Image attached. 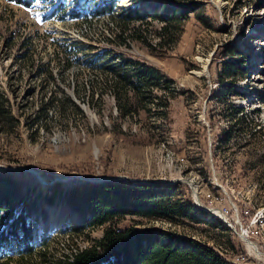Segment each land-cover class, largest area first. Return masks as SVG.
<instances>
[{"label": "rangeland", "instance_id": "374dc122", "mask_svg": "<svg viewBox=\"0 0 264 264\" xmlns=\"http://www.w3.org/2000/svg\"><path fill=\"white\" fill-rule=\"evenodd\" d=\"M84 1L0 0V168L34 179H25L24 188L36 200L35 238L45 233L47 251L60 257L103 231L80 226L76 232L79 215L58 198L40 204L55 183L42 179L66 185L87 181L63 180L73 175L181 178L264 256V0H127L128 16L94 14ZM110 1L127 2L100 3ZM22 40L30 42L28 54L19 48ZM119 55L156 67L167 85L153 90L147 109L137 104L124 116L105 84ZM156 96L169 103L168 114L155 105ZM131 101L136 105L134 96ZM233 123L239 132L218 136ZM128 225L224 245L221 232L203 223L138 217L120 223ZM225 226L238 243L222 254L236 264H264Z\"/></svg>", "mask_w": 264, "mask_h": 264}, {"label": "trees", "instance_id": "16d2710c", "mask_svg": "<svg viewBox=\"0 0 264 264\" xmlns=\"http://www.w3.org/2000/svg\"><path fill=\"white\" fill-rule=\"evenodd\" d=\"M113 6V1L102 2L96 6L94 14L110 12ZM172 14L175 17L177 11ZM123 18L126 17L120 19ZM19 48L28 54L29 40H22ZM27 54L24 52L21 57L34 66ZM105 55L103 52L99 56ZM119 57L120 60L108 66L105 84L116 98L117 111L124 116L137 111V104L147 109L153 90L167 85L161 83L163 77L156 67L122 55ZM48 75L51 77L50 72ZM131 96L135 97L136 105ZM155 98V105L166 106L168 114L169 103ZM2 103L0 100V111ZM73 105L78 109L75 103ZM42 110L47 116L46 106ZM235 112H242V109ZM232 130L235 134L240 129L233 123L221 128L218 136L227 138ZM25 179L34 181L28 173L0 168V264H236L233 256L227 258L222 253L227 249L233 252L238 242L233 241V235H229L219 219L194 205L185 184L150 185L123 180H72L66 185L57 181L48 193L40 196V204L51 205L58 198L66 208L77 213L80 222L73 228L76 232L80 226L103 228L101 236L91 239L83 248L53 257L46 247L48 236L44 233L35 238L31 217L36 200L28 193L29 189L24 188ZM127 217L161 220L173 225L185 221L207 224L221 232L224 245H209L190 235L154 227L137 230L129 225L120 226Z\"/></svg>", "mask_w": 264, "mask_h": 264}, {"label": "water", "instance_id": "95a60500", "mask_svg": "<svg viewBox=\"0 0 264 264\" xmlns=\"http://www.w3.org/2000/svg\"><path fill=\"white\" fill-rule=\"evenodd\" d=\"M16 170L18 169H22V170H26V171H29L30 173H32L33 175H35L37 178H39V174H36L34 170L30 169V168H15ZM73 178H79V179H85L87 181H93V182H96V181H99V180H91L90 178H83L81 176H67V177H64L63 180H68V179H73ZM96 179V178H94ZM118 178L116 177H106L105 179L103 180H117ZM120 180H123V181H128V182H131V183H142V184H150V185H154V184H173L174 182H185L189 188H191V190L193 191V193L197 196V193H196V190L194 189V187L192 186V184L190 183V179H185V181L181 178H176V179H173V180H165V179H162L161 181H148V180H140V179H130L128 177H125V178H119ZM61 180V179H60ZM56 181H59L58 179H55L54 181L52 182H46L45 185H50ZM199 204V205H198ZM197 205L200 207V209H202L204 212H208L207 209H204L200 203L197 202ZM233 231L235 232L236 235H240L238 234V231L235 230V228L233 227ZM242 235V234H241Z\"/></svg>", "mask_w": 264, "mask_h": 264}, {"label": "built area", "instance_id": "2783aa9c", "mask_svg": "<svg viewBox=\"0 0 264 264\" xmlns=\"http://www.w3.org/2000/svg\"><path fill=\"white\" fill-rule=\"evenodd\" d=\"M79 1H81V0H79ZM90 1V4H91V10H95L96 9V6L98 5V4H100V0H85L84 2L85 3H87V2H89ZM125 1H127V0H125ZM131 1V0H130ZM85 3L83 4L82 3V7H84L85 6ZM102 3V2H101ZM132 7H133V5H132V3L130 2V3H128V1L126 2V3H122L121 5H117V7H115V6H113V8H112V10L110 11V12H108V11H106V12H103V13H101L100 15L101 16H103V15H105V16H109V15H114V14H119V15H125V16H128L130 13H131V11H132ZM131 15V14H130ZM96 16H99V15H96ZM175 183V182H174ZM173 183V184H174ZM180 183V182H179ZM190 189V193H191V197H192V199H193V201H194V204L200 209V207L197 205V202L198 203H200L201 204V206L204 208V209H207L206 208V206H204V204L203 203H201L200 201H199V195H198V193H197V196L193 193V191L191 190V188H189ZM198 200V201H197ZM208 207V206H207ZM211 208V207H210ZM202 210V209H201ZM208 210V212L207 213H214V212H212V210L211 209H207ZM219 217H220V220L225 224V225H227L228 226V228H230L231 230H233V224L231 223V222H229L226 218H225V216L224 215H218ZM257 222V221H256ZM235 228V227H234ZM236 230V229H235ZM237 231V230H236ZM247 234V233H246Z\"/></svg>", "mask_w": 264, "mask_h": 264}, {"label": "bare ground", "instance_id": "6f19581e", "mask_svg": "<svg viewBox=\"0 0 264 264\" xmlns=\"http://www.w3.org/2000/svg\"><path fill=\"white\" fill-rule=\"evenodd\" d=\"M122 1L124 2L125 0H122ZM64 181H67V180H64ZM160 181H161V180H160ZM42 182H43V183H46V181L43 180V179H42ZM190 183H191V182H190ZM197 201H198V200H197ZM206 208H207V207H206ZM207 209H209V208H207ZM214 212H216V213H218V214H220V215L223 214L219 209H214ZM238 234H240V235H238V236H239L240 238H242V239L245 241L246 248H247V250H248V252H249L250 254H252V255H254L255 257L260 258V259H263V258H264V256H262V254H261V251H260L259 247H258L256 244L250 242L247 238H245V236L243 235V233H238ZM241 234H242V235H241Z\"/></svg>", "mask_w": 264, "mask_h": 264}]
</instances>
